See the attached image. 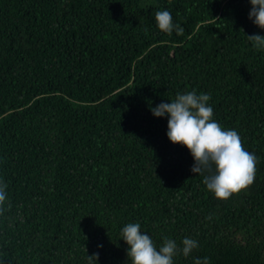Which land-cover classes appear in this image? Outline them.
Returning a JSON list of instances; mask_svg holds the SVG:
<instances>
[{"label": "trees", "instance_id": "1", "mask_svg": "<svg viewBox=\"0 0 264 264\" xmlns=\"http://www.w3.org/2000/svg\"><path fill=\"white\" fill-rule=\"evenodd\" d=\"M249 0H0V264H131L129 223L198 247L173 264H264V36ZM171 13V34L155 14ZM254 19V18H253ZM175 26L183 28L178 35ZM208 94L257 159L227 200L151 108ZM98 245L102 247H98Z\"/></svg>", "mask_w": 264, "mask_h": 264}, {"label": "clouds", "instance_id": "2", "mask_svg": "<svg viewBox=\"0 0 264 264\" xmlns=\"http://www.w3.org/2000/svg\"><path fill=\"white\" fill-rule=\"evenodd\" d=\"M249 2L252 6L249 19L264 29V0ZM155 21L160 31L172 33L174 25L169 11H157ZM175 28L178 35L183 33V28ZM247 38L253 47L264 49V36L254 34ZM209 100L208 94L197 95L192 91L177 94L173 101L161 103L150 110L155 117L168 116L166 135L171 143L181 144L189 150L194 159L193 173L203 174L215 166L214 173L205 176L203 182L217 199L227 200L254 182L257 159L244 149L235 130H225L212 119L213 108L208 104ZM5 189L6 185H0V206L7 198ZM121 236L129 246L127 256L131 264H173V257L178 253L187 257L198 247L196 240L186 237L182 240V248H178L174 240L165 239L157 250L150 236L141 232L139 223L124 226ZM87 258L89 264H96L98 253ZM194 264H202L201 259L197 258ZM203 264H207V258H204Z\"/></svg>", "mask_w": 264, "mask_h": 264}]
</instances>
